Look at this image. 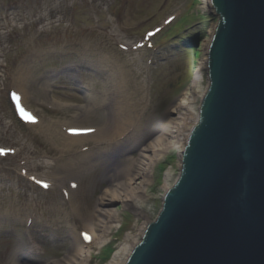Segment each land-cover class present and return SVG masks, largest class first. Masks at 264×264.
Wrapping results in <instances>:
<instances>
[{
  "label": "rangeland",
  "instance_id": "obj_1",
  "mask_svg": "<svg viewBox=\"0 0 264 264\" xmlns=\"http://www.w3.org/2000/svg\"><path fill=\"white\" fill-rule=\"evenodd\" d=\"M203 5L202 0H102L95 8L91 0L86 3L81 0H0V149L6 150V154L0 155V237L2 231L9 228L15 232L16 242H22V236L32 235L36 231L37 222L51 218L54 207H68V195L76 189V184L82 187L92 180L97 187L95 190L89 189L88 195L96 197L100 192L102 173L104 177H121L120 170L126 166V161L136 159L139 153V149L131 150L134 146H125L124 139L128 142V130L124 138L113 135L101 147L93 140L84 139L80 144L63 148L57 143L62 142L56 135L57 128L46 127V122L38 125L29 123V116H25L24 112L30 114L33 111L47 122L70 119L77 108L86 104V98L92 92L88 90L91 82L100 81L103 84L108 77V73L103 77L97 74L94 67L88 64V58L80 55L82 49H77V42L50 46L52 57L37 68L33 77L29 76V79L23 81L29 97L25 105H22V96L18 92L20 87L16 84V71L24 65L27 57L43 49L40 41L52 39L54 34H59L58 31L68 26L73 30L72 34L66 32L68 40L77 39L75 32L87 33L81 29L84 27L96 30L92 32L91 29V33L85 35H89L87 41L90 43L100 41L99 34H103L101 29L106 32L101 41L104 45H111L112 50L105 53L104 58L107 61L114 60L117 54V79H122L126 72L131 77L137 73L139 79L144 80L143 97L140 93L133 97L136 101L143 98V107H147L138 112L135 133L138 132V136L146 135L145 141L149 142L157 136L162 121L168 117L167 113H163L167 103L178 100L182 91L190 87L196 73L200 72L197 66L203 56L200 43L204 37L200 38L198 32L207 26V34L217 21L213 10L206 7L202 9ZM198 15L202 18L196 21ZM203 19H206L204 25L199 24ZM191 24L186 32L182 30ZM181 30L185 37L195 35V54L193 50L185 48L180 37L164 44L169 36ZM201 76L203 79L198 80V83L199 86L204 85L205 91L206 71H201ZM35 81L37 86L44 83L43 88L38 90ZM196 86L195 93L198 95L203 88L199 92ZM194 105L196 109L197 102ZM87 121H77L74 126H93L92 123H96L90 122V119ZM189 122L192 124L193 120ZM112 127L114 125L110 124L111 134ZM90 156L104 159L107 163L91 171V175L83 178L79 184L74 183L72 173L62 165L63 158L75 161L78 157ZM179 161L177 150H172L156 161L150 172L153 182L147 189L146 218L144 214L137 216L139 212L134 209H125L121 204H116L122 219L121 227L113 229L112 238L101 247L100 256L96 246H89L90 264H106L108 260L105 259L124 240L127 230L133 231L138 241L141 239L140 223H149L156 218L162 205L161 196L167 190L166 171L172 170L174 173L169 181V185H172L179 173ZM161 162L163 168L160 167ZM68 172L70 178L66 176ZM62 177H65L64 180ZM45 184L47 187H44ZM29 205L31 208L27 207ZM32 218H36V223ZM75 225L77 231L85 230L81 228L83 225L80 221ZM68 236L59 247L61 251L58 248H46L54 243L48 236L32 241L37 248L35 255L40 256L39 264L52 258L53 254L64 256V250L72 241ZM17 252V262H31L28 259L30 255ZM24 258L27 261L23 262ZM0 264H5L1 256Z\"/></svg>",
  "mask_w": 264,
  "mask_h": 264
},
{
  "label": "water",
  "instance_id": "obj_2",
  "mask_svg": "<svg viewBox=\"0 0 264 264\" xmlns=\"http://www.w3.org/2000/svg\"><path fill=\"white\" fill-rule=\"evenodd\" d=\"M206 90L125 264H264V0H209Z\"/></svg>",
  "mask_w": 264,
  "mask_h": 264
},
{
  "label": "bare ground",
  "instance_id": "obj_3",
  "mask_svg": "<svg viewBox=\"0 0 264 264\" xmlns=\"http://www.w3.org/2000/svg\"><path fill=\"white\" fill-rule=\"evenodd\" d=\"M87 1L89 0H81L82 3H86ZM91 1L94 2L95 8L102 2V0ZM202 1L205 4L202 6V9L204 7L208 10L212 9L209 0ZM62 3L65 5L64 1H62ZM60 4L61 2L59 5ZM65 28L66 29L63 28L58 31L59 34H54L52 39L48 38L46 40H41L40 44L43 45V49L36 52L32 57H27L24 65H21L17 69L16 75L18 77L16 79V84L20 87L18 92H20L22 96L20 97L22 105H25L26 99L29 97L25 92L26 84L23 83V81L29 79V76L33 77L37 68L43 65L42 63L45 64L47 60L52 57L53 52L49 49L50 46L54 47L60 43L64 44L69 41L77 42V49H82L80 55H84L88 58V64L94 67L97 74L103 77L105 73H108V77L104 79V82H102L103 84H101L100 81L91 82L88 90H92V92L87 96L86 104L83 107L77 108L70 119L67 118L54 122H47L43 121L37 113L33 111L30 114L23 111L25 115L35 118V122L29 119V123L38 125L42 122H46V127L57 128L56 135L62 142L56 141L63 148L80 144L84 142V139L93 140L95 144L101 147L102 144H107L110 137L113 135L124 138L126 136L124 133L128 130V138L126 136L128 142H125L124 139L125 146L130 144V146H134L131 147V150L139 149L138 157L126 161V166L124 165L120 170L121 177L117 175L114 177H108L106 175L104 177L103 172L101 177L102 182L99 184L101 187L100 192L96 197H90L88 195L89 189L94 188L95 190L97 187L92 180H89L82 185V187L76 184V189L71 191L68 195V207H54L51 212V218L48 220L36 223V218H32L37 225L36 231L32 235L22 236V242H16V234L12 229L7 228L5 231H2L3 235L0 237V256L3 258L5 264H20L16 261L19 257L17 251H20L22 255L23 253L30 255L28 259H30L31 262L26 264H34L35 262V264H39V262H41L39 259L40 256L35 255L37 253V248L33 242L36 241V239H42V237L48 236L54 241L53 246L59 248L61 244L66 241L68 234V237H70L72 241L69 247L64 250L66 251L64 256L59 257V255L53 254L52 258H49L42 264H90L91 256L89 246H96V252H100L101 247L110 242L113 229L121 227L122 219L119 214L120 210L116 205L117 203L121 204L125 209H134L135 212H139L140 214L137 213V216H142V214H144L146 218L145 206L148 200L147 189L150 183L153 182L150 172L156 165V161L158 162L172 150L178 151L181 160V152L184 149L190 131L197 122L198 108L205 92L204 85L199 86L198 80L203 79L201 71L204 72L207 69L206 51L215 31V23L200 43L201 47H203V56L198 60L197 66L198 72H200L196 73L192 83L189 85L190 87L182 91L178 100L167 103L163 113H167L168 117H165V120L162 121L157 136L147 142L145 141L146 135L138 136L137 134L139 133H135L138 112L147 109V107H143L145 100L142 98L136 101V99L133 98L136 97L138 93L143 97L142 90L144 89V80H140L139 74L137 73L134 77H131L126 72L122 79H117L118 71L115 67L118 65L119 60H117V54H115L114 60L107 61L104 58L105 53L111 52L112 46L104 45V42L101 41L103 34L106 33L102 29L101 31L103 34H101V32L100 34L98 33L100 41L98 40L90 43L87 41L89 35L87 37H85V35L91 33V29L93 30L92 32H94V28H81L87 33L75 32L77 39L71 38L69 40L66 32L72 34L73 30L69 26ZM85 38L86 40H84ZM88 43L90 45H88ZM124 62L127 63V61ZM18 83H20V85ZM196 84L198 85V90L203 88L202 93L199 90L200 93L198 95L195 93V89L197 88ZM38 85L39 86H37V82L35 81V86L40 90L41 87L43 88L44 83H39ZM125 97L129 99L124 100L123 98ZM196 102L198 106H196L195 109L194 104ZM52 105L57 106L53 103ZM88 119H90V122H96L92 123L93 126L95 125V128H93V126H74L77 121H87ZM191 119L193 120L192 124L189 122ZM110 124L114 125L111 129L112 134L109 131ZM65 159L64 157L62 160L64 169L70 170L73 175V182H77L78 184L83 178L91 175V171L93 172L102 167V165L105 166V162L107 163L104 159H96L92 156L85 158L78 157L75 161L71 158L70 160L73 161ZM179 165L181 166V161H179ZM171 171L168 170L165 174L167 189L171 187L169 181L174 174ZM70 172L66 173V176L69 178L71 176L69 174ZM62 178L64 180L65 177ZM162 197L163 195L161 199ZM50 202H53V200H50ZM11 207L13 210L12 205ZM27 207L31 208V205ZM9 217L12 216L9 214ZM78 221L83 225L81 228L86 231H77L78 229H76L75 223ZM147 224L148 223L143 222L140 223L139 232L141 234L145 231ZM83 232L91 237L88 243H84L81 239V233ZM136 236L137 235L133 234V231L127 230L124 234V240L118 243L111 258L106 264H125L132 248L139 242ZM7 247L9 248L8 251ZM25 261H27L26 258H24L23 262Z\"/></svg>",
  "mask_w": 264,
  "mask_h": 264
},
{
  "label": "trees",
  "instance_id": "obj_4",
  "mask_svg": "<svg viewBox=\"0 0 264 264\" xmlns=\"http://www.w3.org/2000/svg\"><path fill=\"white\" fill-rule=\"evenodd\" d=\"M201 18L202 17L200 15H198V18H197L196 21L201 20ZM205 21H206V19H203V21L198 22V23L204 25ZM193 24L186 26V28H184L182 30L184 32H186L189 28H191V26ZM206 29H207V26H203L202 28H200V30H199L200 32H198L200 34V36H201L200 38L205 37V35H206L205 34ZM182 30L180 31V33L178 32L176 35L174 34L171 37L169 36V38L166 41H164V44L166 42H168V41L173 40V39H177V37H180V38H182V42L185 44V48L188 49V50H193L194 51V54H195L197 52V50L193 48V41L195 40V35L194 36H191V37H187V36L185 37V36H183L184 34L182 33L183 32ZM199 41H200V39H199Z\"/></svg>",
  "mask_w": 264,
  "mask_h": 264
},
{
  "label": "snow or ice",
  "instance_id": "obj_5",
  "mask_svg": "<svg viewBox=\"0 0 264 264\" xmlns=\"http://www.w3.org/2000/svg\"><path fill=\"white\" fill-rule=\"evenodd\" d=\"M13 97L16 98V94L13 93ZM21 112L23 113V109H21ZM30 120H32V122H35V118L34 117H28ZM2 154H6V150L4 149H0V155ZM44 187H47V185L45 184ZM85 239H88L87 235H85Z\"/></svg>",
  "mask_w": 264,
  "mask_h": 264
},
{
  "label": "clouds",
  "instance_id": "obj_6",
  "mask_svg": "<svg viewBox=\"0 0 264 264\" xmlns=\"http://www.w3.org/2000/svg\"><path fill=\"white\" fill-rule=\"evenodd\" d=\"M172 186V185H171Z\"/></svg>",
  "mask_w": 264,
  "mask_h": 264
}]
</instances>
